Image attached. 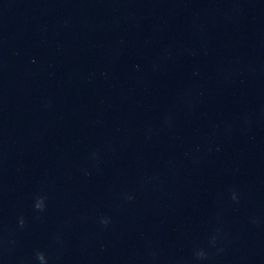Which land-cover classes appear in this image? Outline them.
I'll use <instances>...</instances> for the list:
<instances>
[{"label": "water", "instance_id": "water-1", "mask_svg": "<svg viewBox=\"0 0 264 264\" xmlns=\"http://www.w3.org/2000/svg\"><path fill=\"white\" fill-rule=\"evenodd\" d=\"M0 264H264V0H0Z\"/></svg>", "mask_w": 264, "mask_h": 264}]
</instances>
